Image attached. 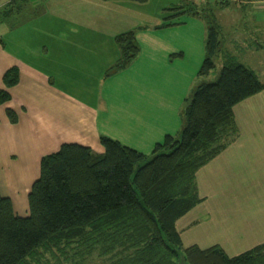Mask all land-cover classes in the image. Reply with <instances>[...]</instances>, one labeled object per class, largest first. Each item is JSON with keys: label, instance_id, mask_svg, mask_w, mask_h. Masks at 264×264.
<instances>
[{"label": "crops", "instance_id": "0c3cea01", "mask_svg": "<svg viewBox=\"0 0 264 264\" xmlns=\"http://www.w3.org/2000/svg\"><path fill=\"white\" fill-rule=\"evenodd\" d=\"M145 1L0 0V42L4 41L13 52L5 55L8 59L0 64V88L6 87L3 75L10 67H16L20 73L17 82L6 88L10 94L7 102L16 103L18 88L29 91L44 80L47 108L36 111L47 112V143L54 137L69 135L68 104L74 106L70 109L76 113V123L91 129L93 135L107 133L109 129L106 122L99 120L109 121L118 115L127 120L126 131L121 135L111 130L108 134L142 152L154 149L165 135L180 133L185 123L186 100L192 96L206 55L207 23L197 14L182 13L191 16L186 18L180 13H168L161 22L152 19L158 23L152 29H140L151 17L142 10ZM228 8L235 13L231 21L234 44L233 50L224 48L221 57H233L264 83V0H231L219 12ZM169 22L172 24L161 26ZM188 23L194 31L186 30ZM129 30L134 31L138 54L127 66L110 71L120 56L115 37ZM237 40L250 41L245 46ZM237 45L242 48H236ZM241 49L239 56L237 51ZM2 52L0 48L4 55ZM244 54L250 57L251 64L243 60ZM21 56L38 58L26 66L18 59ZM42 68L45 74H41ZM121 78L124 82L115 84ZM119 85L124 88H118ZM22 102L40 105L31 99ZM61 113H65L64 122ZM233 113L235 134L231 142L196 171L202 200L176 221L181 240L185 229L203 230L199 237L203 245L194 241L187 246L218 245L228 255L264 243V88L235 104ZM70 134L83 135L74 131ZM63 142L66 140H57L56 147ZM236 181L253 184L252 191L238 192L233 186H226ZM257 184L259 187H255ZM237 199L247 202L242 206L230 205V201ZM210 227L213 231L208 234Z\"/></svg>", "mask_w": 264, "mask_h": 264}, {"label": "trees", "instance_id": "16d2710c", "mask_svg": "<svg viewBox=\"0 0 264 264\" xmlns=\"http://www.w3.org/2000/svg\"><path fill=\"white\" fill-rule=\"evenodd\" d=\"M213 16L203 13L207 40L199 75L214 68L212 57L220 45ZM115 40L120 56L110 71L127 66L139 51L133 30ZM17 80L16 67L5 71L0 103L10 98L6 88ZM263 88L252 69L225 57L217 80L199 83L186 100L182 131L165 135L154 146V156L135 171L145 154L106 136L100 137L103 152L98 154L88 145L66 141L43 155L28 192L27 214H17L11 198L0 193V264H25L40 247L73 242L89 252L100 243L98 253L118 256L113 264H176L182 248L176 221L202 199L195 173L231 142L234 105ZM6 110L15 122L13 109ZM103 244H109L108 251ZM182 253L187 264H264V243L236 255L218 245L195 244L184 246Z\"/></svg>", "mask_w": 264, "mask_h": 264}, {"label": "rangeland", "instance_id": "374dc122", "mask_svg": "<svg viewBox=\"0 0 264 264\" xmlns=\"http://www.w3.org/2000/svg\"><path fill=\"white\" fill-rule=\"evenodd\" d=\"M174 1L175 0H146L145 2H142L141 4L142 10H145L146 12L150 13L151 17L149 21H147V23L140 25V29H152L153 25L154 27L158 25V23H156V21H152V19L161 22L163 20L162 17L168 13L178 14L183 11L184 14H188V13L194 14L191 11H195L196 9L199 12L198 15L201 16L202 18H203V13L204 15L208 14L210 17L214 15L213 17H215V19L219 23V27L221 31L220 49H218V51L212 57L215 63L214 68H212L210 73L207 75H197L194 86L196 88V86L201 82L216 81L222 67V59L225 60V57L222 58L221 55L225 53V49L227 48L233 50L234 28L231 21L235 13L233 14V8H228L224 10L223 13L219 12L221 6L229 5L231 0H212V1L177 0L176 2ZM192 1L196 3V7L194 9H191V7H193ZM173 4L177 6L174 7ZM135 8L137 9L139 7H135ZM153 13H155L154 17L152 16ZM21 14L22 12L18 17L21 18L22 17ZM182 16L186 18L191 17L188 15H182ZM223 19L226 20L225 24L223 23ZM186 30L194 31L192 29V24L188 23ZM196 31L199 32V27H197ZM203 35L205 36L204 30H203ZM248 41L250 40H237L236 42H242L246 46L249 43ZM0 48L3 51L2 53H4V55L0 53V64H4L8 59L7 58L8 56L5 55H10L13 52L8 48V45H6L4 41L0 42ZM236 48H242V47L237 45ZM242 51H243L242 49L240 51H237V53H239V56H240V52L242 53ZM245 52H248V54L251 53V51H248L246 49ZM37 58L38 56L18 57L21 63L26 66L29 65L28 62L31 63V61H35ZM243 60L251 64V60L248 55L244 54ZM255 68L257 71L260 72L259 67H255ZM40 72L41 74H45L44 68H42ZM19 73L20 71L18 70V74ZM23 79H24V75L21 77V81ZM43 81L44 80L42 79L40 81V85H35L36 87L31 88L29 91L22 90V87L18 88L19 94H16L14 96L16 98V103L15 102L13 103L11 101L10 102L6 101V103H8L7 105L6 103H4V105L2 106L0 105V193L2 195L6 194L10 196L12 202L14 203L13 206L14 211L20 215H25L28 213V192L31 188L33 181L39 175V165L41 159L40 154L45 155L47 153L52 152L53 150H56L58 148L56 147L57 143H55L57 140L67 141V140L78 139L79 143L90 146L92 152L98 154L103 152V145L100 141L101 136H106L119 140L115 136L108 134L109 131L111 130L115 132V134L121 135L122 132H125L127 128L126 127L127 120L125 121V119L121 118L118 115L116 116V119L114 118L109 121H107V119L99 120V122L102 123L106 122L104 123V125L109 129L107 133H105L104 131H100L98 132V134L93 135L91 129L89 128L83 129L81 128V124L79 125V123H76V119H75L76 113L74 110L70 109L73 108L74 106L68 104L69 108L66 114V116H68L66 131L69 133V135L65 136L66 138L59 136L56 139L54 137L50 143H47L46 125L50 123V121L47 120V112L36 111V110H41L44 106L45 109L47 108L46 106L47 104H45V101H47V84ZM123 82L124 79L121 78V80L115 84H119ZM118 88L123 89L124 86L119 85ZM22 99L24 100L31 99L33 100V102H37L40 105L34 103L33 104L23 103ZM41 102L45 105H42ZM6 107L13 109V111L15 112L17 118L15 122L11 121L9 115L6 113L7 111ZM64 114L65 113H61L62 122L65 121V120L63 121ZM35 116L38 117V120L35 118ZM234 119L235 118L233 116V120ZM233 123H235V120L233 121ZM180 130L182 131V128ZM73 131L81 132L83 135H77L78 137L76 135H71L70 133ZM88 132L91 134H84ZM234 132L235 131L233 130L232 137H234L233 136L235 134ZM137 133L142 136V134H140V131H137ZM74 136L77 138H74ZM123 144L127 145L125 143ZM160 151L167 152L168 149L167 150L161 149ZM143 153L145 154V158L135 163L134 171L138 168V166L144 164L146 161L150 160L154 156L153 148L150 151H146ZM195 183H196V177H195ZM228 185L230 187L233 186L235 190L238 192H242V191L250 192L252 191V186H253V184H249L247 182H239V181L226 184V186ZM255 187H259L258 184ZM246 202L247 201L245 199H237L234 201H230V205L234 204V205L242 206ZM210 228H211V232L210 233L208 232V234H211L213 231L212 227ZM202 235H203V230L200 228L185 229L183 231L182 248L190 243H193L194 241L197 242V244L203 245V239L200 240L199 238L200 236L202 237ZM96 245L95 246L92 245L93 250L91 252L87 250L84 244L79 242L65 243L62 244L60 247H50V246L40 247L38 248L35 257L29 258L25 264H113V261H115L116 257H118L115 254V252L112 251L107 253H103V252L98 253L97 248L101 247V245L100 243L99 246ZM102 247L108 249L109 244L108 245L103 244ZM182 248L180 250L179 256L176 258V264H187V262L183 258Z\"/></svg>", "mask_w": 264, "mask_h": 264}]
</instances>
